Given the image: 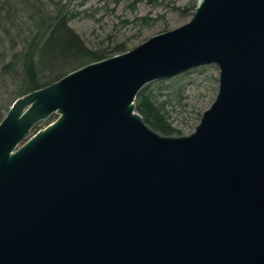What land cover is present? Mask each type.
Masks as SVG:
<instances>
[{
	"label": "water",
	"instance_id": "1",
	"mask_svg": "<svg viewBox=\"0 0 264 264\" xmlns=\"http://www.w3.org/2000/svg\"><path fill=\"white\" fill-rule=\"evenodd\" d=\"M209 65L217 93L189 135L135 111L145 86ZM0 264H264V0H199L184 25L14 100Z\"/></svg>",
	"mask_w": 264,
	"mask_h": 264
},
{
	"label": "trees",
	"instance_id": "2",
	"mask_svg": "<svg viewBox=\"0 0 264 264\" xmlns=\"http://www.w3.org/2000/svg\"><path fill=\"white\" fill-rule=\"evenodd\" d=\"M69 1L0 0V85L14 88L0 105V121L15 99L87 64L127 52L125 44L115 45L110 51L87 48L68 25L72 18L67 8ZM196 4L197 0H190L184 13H193ZM19 14L23 15L24 25L17 22ZM4 41L9 44L7 49L3 48ZM135 111L160 135L180 137L153 91L141 90L135 99Z\"/></svg>",
	"mask_w": 264,
	"mask_h": 264
},
{
	"label": "rangeland",
	"instance_id": "3",
	"mask_svg": "<svg viewBox=\"0 0 264 264\" xmlns=\"http://www.w3.org/2000/svg\"><path fill=\"white\" fill-rule=\"evenodd\" d=\"M189 2L190 0H70L67 8L72 18L68 25L92 51H110L119 44H125L129 51L150 37L187 23L192 13H184L183 10ZM22 16L18 15L17 22L24 25ZM8 46V42L4 41L3 48L7 49ZM217 75L218 69L209 65L160 83H150L144 88L153 91L156 102L165 112L171 126L180 136H187L193 132L202 113L215 99ZM13 91L14 88L10 86L0 85V105ZM56 118L57 115L53 114L48 120L40 122L32 134L42 130Z\"/></svg>",
	"mask_w": 264,
	"mask_h": 264
}]
</instances>
